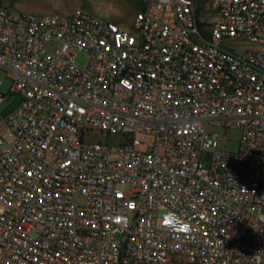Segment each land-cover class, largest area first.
<instances>
[{"label":"built area","instance_id":"2783aa9c","mask_svg":"<svg viewBox=\"0 0 264 264\" xmlns=\"http://www.w3.org/2000/svg\"><path fill=\"white\" fill-rule=\"evenodd\" d=\"M0 69V264H264V0H0Z\"/></svg>","mask_w":264,"mask_h":264},{"label":"rangeland","instance_id":"374dc122","mask_svg":"<svg viewBox=\"0 0 264 264\" xmlns=\"http://www.w3.org/2000/svg\"><path fill=\"white\" fill-rule=\"evenodd\" d=\"M6 5L34 14H53L60 13L71 15L78 11H86L92 15L107 18L121 25L125 30L133 29V23L137 14L141 11L135 2L130 0H2ZM89 62L85 53H79L76 56V64L85 68ZM0 79L4 81L2 91L9 93L12 81L6 73L0 69ZM22 98L17 93H13L8 99L0 105V116L8 115L13 109L17 108ZM221 134L222 143L227 144V150L238 151L241 133L237 131L224 132L216 130ZM115 137H109L108 142L112 143ZM264 184V170L262 174Z\"/></svg>","mask_w":264,"mask_h":264},{"label":"clouds","instance_id":"9594fccd","mask_svg":"<svg viewBox=\"0 0 264 264\" xmlns=\"http://www.w3.org/2000/svg\"><path fill=\"white\" fill-rule=\"evenodd\" d=\"M166 220L172 221V223H167V224L164 221L165 226L169 230H177V229L183 228L186 232H189V233L191 232V226L183 221H180L179 217H177L174 212H169Z\"/></svg>","mask_w":264,"mask_h":264},{"label":"trees","instance_id":"16d2710c","mask_svg":"<svg viewBox=\"0 0 264 264\" xmlns=\"http://www.w3.org/2000/svg\"><path fill=\"white\" fill-rule=\"evenodd\" d=\"M130 1L135 2L141 11H144L147 7V0H130Z\"/></svg>","mask_w":264,"mask_h":264},{"label":"snow or ice","instance_id":"6c2138e0","mask_svg":"<svg viewBox=\"0 0 264 264\" xmlns=\"http://www.w3.org/2000/svg\"><path fill=\"white\" fill-rule=\"evenodd\" d=\"M165 223L167 224V223H171V221L170 220H165Z\"/></svg>","mask_w":264,"mask_h":264}]
</instances>
